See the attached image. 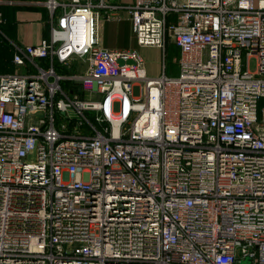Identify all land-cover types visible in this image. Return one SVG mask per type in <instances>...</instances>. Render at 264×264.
<instances>
[{
	"label": "built area",
	"instance_id": "1",
	"mask_svg": "<svg viewBox=\"0 0 264 264\" xmlns=\"http://www.w3.org/2000/svg\"><path fill=\"white\" fill-rule=\"evenodd\" d=\"M45 8L0 76V264H264V0ZM124 15L159 76L102 47Z\"/></svg>",
	"mask_w": 264,
	"mask_h": 264
},
{
	"label": "crops",
	"instance_id": "2",
	"mask_svg": "<svg viewBox=\"0 0 264 264\" xmlns=\"http://www.w3.org/2000/svg\"><path fill=\"white\" fill-rule=\"evenodd\" d=\"M46 1L48 0H0V13L4 19V23L0 27L4 33L0 30V76L16 72V67L12 63L14 53L12 44L22 48L27 45H35L49 38V14L45 8ZM56 1L68 4L71 0ZM109 1L116 5H128L132 2V0ZM59 14L60 9L56 11L55 18ZM121 19V21L101 19L99 38L102 47L111 51L136 50L141 56L140 50L144 47L136 45L127 17L124 15ZM123 32L126 37H129L130 44L122 39ZM35 62L45 66L40 60H35ZM60 71L62 70L60 69ZM69 71L75 72L73 68Z\"/></svg>",
	"mask_w": 264,
	"mask_h": 264
},
{
	"label": "rangeland",
	"instance_id": "3",
	"mask_svg": "<svg viewBox=\"0 0 264 264\" xmlns=\"http://www.w3.org/2000/svg\"><path fill=\"white\" fill-rule=\"evenodd\" d=\"M120 19L119 21H121ZM122 39L127 43L130 44L131 41H129V37H126L125 33L122 34ZM140 54L143 58L144 65L147 70V74L149 77H156L161 72V63H162V53L161 50L157 48H151V47H144V49L140 50ZM179 57V52L176 47L172 45V43H167L166 47V59H165V74L168 77H177L178 76V65L177 60ZM77 67L74 66V69ZM250 69L251 71H255V62L254 60H251L250 62ZM64 73L71 74V71L65 70ZM62 86L66 87L67 83L62 82ZM132 96L135 98H139L141 96V83L136 82L132 86ZM264 107V99L259 100L257 103V111L258 114H260L261 109ZM90 121L98 128V125L93 121V119H90Z\"/></svg>",
	"mask_w": 264,
	"mask_h": 264
},
{
	"label": "water",
	"instance_id": "4",
	"mask_svg": "<svg viewBox=\"0 0 264 264\" xmlns=\"http://www.w3.org/2000/svg\"><path fill=\"white\" fill-rule=\"evenodd\" d=\"M119 63H120V64H123L122 61H119ZM127 63H128V64H132V61H128Z\"/></svg>",
	"mask_w": 264,
	"mask_h": 264
},
{
	"label": "trees",
	"instance_id": "5",
	"mask_svg": "<svg viewBox=\"0 0 264 264\" xmlns=\"http://www.w3.org/2000/svg\"><path fill=\"white\" fill-rule=\"evenodd\" d=\"M0 30H1V28H0ZM1 32H2V30H1ZM3 33V32H2ZM4 34V33H3Z\"/></svg>",
	"mask_w": 264,
	"mask_h": 264
}]
</instances>
